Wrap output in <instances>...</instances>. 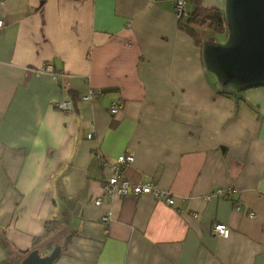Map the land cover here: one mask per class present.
<instances>
[{
  "label": "crops",
  "instance_id": "crops-1",
  "mask_svg": "<svg viewBox=\"0 0 264 264\" xmlns=\"http://www.w3.org/2000/svg\"><path fill=\"white\" fill-rule=\"evenodd\" d=\"M175 1L0 4L1 264L55 245L53 264H264V86L220 93ZM123 153L124 176L173 205L104 197L99 158Z\"/></svg>",
  "mask_w": 264,
  "mask_h": 264
},
{
  "label": "water",
  "instance_id": "water-1",
  "mask_svg": "<svg viewBox=\"0 0 264 264\" xmlns=\"http://www.w3.org/2000/svg\"><path fill=\"white\" fill-rule=\"evenodd\" d=\"M226 36L223 41L209 35L200 53L205 71L213 73L220 91H245L264 86V0H223ZM61 245L49 253L28 251L20 264H53Z\"/></svg>",
  "mask_w": 264,
  "mask_h": 264
},
{
  "label": "built area",
  "instance_id": "built-area-1",
  "mask_svg": "<svg viewBox=\"0 0 264 264\" xmlns=\"http://www.w3.org/2000/svg\"><path fill=\"white\" fill-rule=\"evenodd\" d=\"M3 0H0V4ZM186 1L185 0H176L175 1V11L178 17L183 16L185 14ZM5 25V19L0 10V27ZM45 69L52 70V65L47 64ZM100 90H89L87 93L81 96L83 100H91ZM57 107L62 108L65 111H72V101H62L60 103L55 104ZM121 103H113L109 109L112 115L118 113L121 108ZM88 137H92V133L88 134ZM134 156L132 154H119L115 157L114 160L110 161L106 158H99V166L102 170L106 171V177L103 179V194L106 199H112L115 196H125V195H139L144 193L151 194L156 199H161L165 201L169 205L174 204V199L169 191L166 189L158 187L153 182H137L133 183L129 179H127L123 174V169L126 164L133 162ZM232 193L231 189H225L219 187L216 189L215 194L219 197H228ZM103 197H96L94 199V203L96 205L101 204ZM253 215L252 212L249 214ZM103 222H106L108 219L107 215L101 216ZM212 230L215 234L219 236H227L229 234V228L227 225L223 223H214L212 226Z\"/></svg>",
  "mask_w": 264,
  "mask_h": 264
},
{
  "label": "trees",
  "instance_id": "trees-1",
  "mask_svg": "<svg viewBox=\"0 0 264 264\" xmlns=\"http://www.w3.org/2000/svg\"><path fill=\"white\" fill-rule=\"evenodd\" d=\"M186 8L185 14L178 18L179 27L185 30L188 34L196 38L197 43L200 45L205 37L209 35H222V40L226 36V22L224 19L223 9L218 7H207L203 5V0H185ZM203 34L206 36L202 37ZM220 93L241 95V92L226 91ZM75 103L72 102V110ZM256 109V108H255ZM57 219H49L45 222V231L51 230V228L57 225ZM39 237H35L34 240H38Z\"/></svg>",
  "mask_w": 264,
  "mask_h": 264
},
{
  "label": "rangeland",
  "instance_id": "rangeland-1",
  "mask_svg": "<svg viewBox=\"0 0 264 264\" xmlns=\"http://www.w3.org/2000/svg\"><path fill=\"white\" fill-rule=\"evenodd\" d=\"M204 36H206V34H203L202 35V37H204ZM215 39L216 40H219V41H221L223 38H222V35H216L215 36ZM211 74H213V73H211ZM214 75V74H213ZM215 76V75H214ZM237 92H241V91H237ZM51 250H47V249H45V248H41V250H40V253H42V254H44L45 252L46 253H49ZM1 264V263H0ZM4 264V263H3Z\"/></svg>",
  "mask_w": 264,
  "mask_h": 264
}]
</instances>
